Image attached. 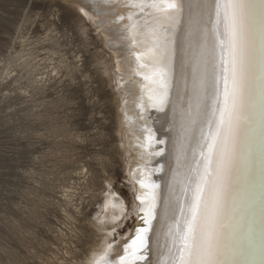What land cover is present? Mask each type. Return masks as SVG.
Here are the masks:
<instances>
[{"label": "rangeland", "instance_id": "rangeland-1", "mask_svg": "<svg viewBox=\"0 0 264 264\" xmlns=\"http://www.w3.org/2000/svg\"><path fill=\"white\" fill-rule=\"evenodd\" d=\"M100 25L70 0H0V264H83L136 229L140 148Z\"/></svg>", "mask_w": 264, "mask_h": 264}, {"label": "bare ground", "instance_id": "bare-ground-1", "mask_svg": "<svg viewBox=\"0 0 264 264\" xmlns=\"http://www.w3.org/2000/svg\"><path fill=\"white\" fill-rule=\"evenodd\" d=\"M70 2L91 20L101 23L100 30L122 74L119 89L126 96L125 120L133 125L126 139L129 144L136 142L140 148V153L135 154L138 160L132 159L131 163V167L135 166L131 173L138 200L136 229L126 235L125 240L112 244L107 242V235L102 236L83 264H96L106 251L110 264H119L125 249L131 251L129 246L137 229L146 227L143 222L145 211L152 216L153 205L160 215L152 219L147 239L151 259L154 264H160L166 254L164 232L172 222L171 212L164 216L163 210L175 205L177 196L181 195L180 181L195 166L194 156L199 155L201 128L207 130V118L203 112L197 114L196 104L198 95H207L210 110L214 79L211 21L215 19V0H137L136 5L125 0ZM262 2L264 0H255L257 5ZM168 3H175L176 8L168 9ZM205 31L208 33L206 39ZM201 80L205 83L203 92ZM133 87L138 93H135V99L131 96ZM131 101L135 103L133 107ZM165 116L169 120L168 133L153 126V123L158 126L165 121ZM128 118L133 123H129ZM192 120L195 124L190 123ZM248 135L249 142L241 158L238 192L229 220L228 231L234 234V255L230 258L239 264H260L264 256V115L258 92ZM157 156L161 159L160 186L149 183L151 174L155 175L151 167ZM142 183L148 187H142ZM113 200L111 197L109 203L118 208L119 215L111 216V222L124 216L125 208L121 202ZM104 227L100 224V228Z\"/></svg>", "mask_w": 264, "mask_h": 264}, {"label": "snow or ice", "instance_id": "snow-or-ice-1", "mask_svg": "<svg viewBox=\"0 0 264 264\" xmlns=\"http://www.w3.org/2000/svg\"><path fill=\"white\" fill-rule=\"evenodd\" d=\"M166 7L175 9L176 4ZM211 23L214 79L210 110L207 95H198L196 104L197 114L203 112L207 118V130L201 128L199 155L180 181L181 195L175 205L163 210L164 216L171 212L172 222L164 232L166 254L160 264H239L230 258L234 234L228 228L257 92L264 115V2L215 0ZM207 35L205 31V39ZM200 88L205 89L203 80ZM142 187L148 186L142 183ZM155 207L152 216L145 211L146 227L137 229L131 251L125 249L119 264H154L147 233L152 219L160 215ZM145 251L147 255L142 254ZM96 264H110L107 251ZM260 264H264V256Z\"/></svg>", "mask_w": 264, "mask_h": 264}]
</instances>
